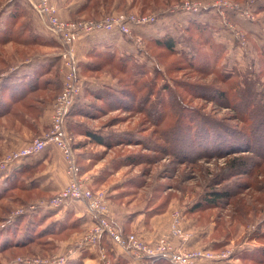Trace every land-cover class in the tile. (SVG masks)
I'll use <instances>...</instances> for the list:
<instances>
[{
  "label": "rangeland",
  "instance_id": "rangeland-1",
  "mask_svg": "<svg viewBox=\"0 0 264 264\" xmlns=\"http://www.w3.org/2000/svg\"><path fill=\"white\" fill-rule=\"evenodd\" d=\"M126 1L124 8L81 12L86 0H49L58 17L67 22L100 21L111 15L148 21L141 26L131 24L129 34L116 33L111 40L100 37L102 32L81 36L72 47L80 92L65 127L73 138L83 180L92 191L104 194L117 227L116 221L128 232L141 233L150 230L154 222L161 224L156 241L169 232L176 211L184 234L189 236L186 246L176 249L226 254L214 264H264V174H241L228 163L232 158L248 157L245 170L253 169L254 154L220 155L211 146L206 155L196 145L206 136L203 123L236 130L248 129L249 124L254 126L264 119V108L260 107L264 67L258 54L264 49V0H177L144 12L140 2L131 5L132 0ZM195 17L207 24L210 43L223 46L214 58L194 28L186 30ZM167 37L177 41L173 55L153 41ZM106 42L112 45L105 46ZM67 51L43 26L30 0H0V160L49 129L52 104L64 84L60 70ZM198 51L206 53L205 58L196 56ZM181 52L191 63L199 61V68L187 64ZM222 72L237 76L221 79ZM26 76H33L31 83L19 95L5 100L1 82L11 78L19 85ZM29 89L36 91L20 100ZM228 90L241 93L232 104L241 113L245 114L249 105L255 108L246 115L247 119L253 117L249 123L240 116L238 120L234 108L218 101ZM235 130V138H254L251 133L241 135ZM93 136L105 143H98ZM186 138L195 148L183 142ZM54 150L57 154L48 157L49 168L37 155V165L20 170L12 180L1 179L0 174V244L12 238L13 231L16 235L25 231L22 241L34 238L24 246L0 248V264L48 261L65 254L83 234L77 237L80 225L66 227L57 236L42 234L47 228L67 226L79 218L67 211L54 217L58 210H27L57 193H45L31 185L34 176L49 177L56 172V185V179L60 182L62 174L65 177V160ZM214 190H227L232 198L218 207L198 210L195 206ZM23 210V215L10 219ZM73 262L77 261L69 264ZM98 262L94 259L86 264Z\"/></svg>",
  "mask_w": 264,
  "mask_h": 264
},
{
  "label": "built area",
  "instance_id": "built-area-1",
  "mask_svg": "<svg viewBox=\"0 0 264 264\" xmlns=\"http://www.w3.org/2000/svg\"><path fill=\"white\" fill-rule=\"evenodd\" d=\"M43 26L68 48L64 55V64L60 73L64 75V84L60 94L52 104V114L49 129L40 138L32 141L0 160V174L6 172L13 164L21 163L27 158L39 155L45 149L52 147L61 152L65 160L64 174L66 185L49 201H39L31 205L29 212L40 210H58L71 204H84L91 215L92 224L68 248L65 254L56 255L48 261L21 260L19 264H69L77 253L93 252L99 264H112L108 256V249L103 244L106 239L111 249L120 252L127 259L128 264H214L226 257L225 253L212 254L209 251L196 250L188 252L176 247L184 248L188 237L181 228V215L174 211L170 230L156 239L154 243L135 233L124 235L113 221L104 197L100 191H92L83 180L81 170L76 163L73 149V138L67 133L65 121L69 111L80 92V85L76 76L74 54L72 47L84 35L94 33H119L126 36L131 31V24L143 25L148 23L146 18L134 16L111 15L103 20L67 22L58 17L56 9L49 0H30ZM153 22V21H151ZM25 211H18L10 219L23 215ZM176 243H180L177 245Z\"/></svg>",
  "mask_w": 264,
  "mask_h": 264
},
{
  "label": "trees",
  "instance_id": "trees-1",
  "mask_svg": "<svg viewBox=\"0 0 264 264\" xmlns=\"http://www.w3.org/2000/svg\"><path fill=\"white\" fill-rule=\"evenodd\" d=\"M114 1L115 0H88V2H87V0H86V2L80 6V11L82 12V11H89L90 10L89 12H94V11L99 10L100 8L108 9L110 7L111 8L113 7L115 9H119V8H121L120 7L121 5H123V8L125 7V1L126 0H118L115 3V5H114ZM172 1H177V0H132L131 5H135L137 2H140L141 3V12H144L145 10L161 6L163 4V2H166V4H169ZM126 3H127V1H126ZM195 19H196V17H195ZM195 19L189 20L190 24L187 23L186 30H188L189 28L190 29L194 28L196 35L202 41V45L207 46L209 48V50H210L209 54H211V58H214V56L219 55L220 52H222L223 46L220 44L210 43V41H211L210 35L211 34L208 30L207 24H204V23L200 22V20H198V19L195 20ZM206 33H207V36L205 35ZM153 41H155L154 44L157 45V47H160L161 49L167 51L168 53H171L172 55L175 53L174 50H175V45H176L177 41L174 38L167 37V38H164L161 40L158 39V40H153ZM207 43H210V44L206 45ZM180 54H181L180 57L187 60L186 54L184 52H181ZM258 54H259V57L262 58L260 64L263 65V67H264V49H260ZM196 56H198L199 58H201V57L205 58L206 53H199V51H198V54ZM187 61H189V60H187ZM187 61H185V62H187ZM194 61H196V62L191 63V61H189V62H187V64L191 63L193 68L198 69L199 67L197 65H199V64H196V63H198L199 61L197 62L196 59ZM200 61H205V59H201ZM186 66H188V65H186ZM212 67L213 68L217 67V64L213 65ZM188 68H190V67L188 66ZM263 71L264 70H262V72ZM227 75H228V78H231V77L236 78V76H237V74L235 72H233L232 74H228V73L224 74V72H222V74H220V77L222 79L223 77H226ZM76 76H77V72H76ZM31 78H33V76H31V77L26 76V78L22 81L23 83L19 84V85H17V82L13 84L12 80H9L11 78H8L7 82L6 81L1 82V84H2L1 89L3 91H5V94H8L7 97L4 94L5 100L6 99H12L11 97L13 95H19L27 87V85L31 83L30 82ZM77 79L79 80L78 77H77ZM220 81L223 82V80H220ZM234 84H236V83L233 82V85ZM31 89H32V87H31ZM31 89L24 91L22 96H20V100H22V99L24 100L30 92L32 93V92L36 91V90L31 91ZM10 90H11V92H10ZM237 95L240 96L241 93L238 91L233 92L231 90H228V93L224 92V94L219 96L218 101H220L221 103L224 102L225 105L230 109L234 108L237 111L236 117L238 118V120H240V117H241V119L243 121L245 120V122L249 123V121H251L253 119V117H248V119H247L246 115H248V116L251 115V111L254 112L255 108H252L249 105L245 109L246 113L245 114L243 112L241 113L239 110H237V108L233 107V105H232L233 103H235L239 99V97H236ZM123 100H124V98H123ZM260 101H261L260 107L263 106V108H264V95L263 94L261 95ZM75 103H74L75 106L74 105L72 106V108L74 107V109L77 105ZM119 106H120V104H119ZM71 112H73V110ZM194 115L197 116V118H200L199 115H197V114H194ZM190 118L192 119V116H190ZM262 121H264V119L258 120L257 125H254V126L249 124L248 129H243L242 127L239 126L240 129L236 128V130L235 129H223L224 125H222V124H220V126H219V125H215L212 123L210 124L209 122L203 123L202 125H203L204 129L202 128V130H205V131H202V133H205L206 136L202 137L201 138L202 140L199 139L200 144H196V145L200 150L203 149L202 151L206 155L209 153L208 150L211 149V146L214 147L213 151L217 154H220V155L250 152V153L254 154L253 160L251 159L254 163L253 169H250L247 171L245 170L247 167L246 165H248L247 162L250 158L243 157V156L232 158L228 162L231 165V168L239 171L238 173H240V172H241V174L246 173L245 175H250V176H254L257 173L264 174V123ZM162 122L163 121H160V123H162ZM161 130L163 132L164 131L166 132V128L161 129ZM232 130H235L236 133H239L241 135L243 133L245 135H248L249 133H251L254 138L252 141L250 139H248L247 141L246 140H240L238 138H235L236 134H234ZM248 130H249V132H247ZM245 132H247V133H245ZM94 139L97 140L98 143H100V144L105 143L104 140H102L101 138L94 137ZM191 140H192V142H195L194 141L195 139L194 140L191 139ZM186 141L190 143V140H187V138L183 140V142H185V143H186ZM196 145L194 143H192L191 147L195 148ZM73 148H74V145H73ZM174 153H176V152H174ZM245 159H246V162H245ZM76 163L79 166V163L77 161H76ZM79 168L81 170L80 166H79ZM236 170H234L235 173H237ZM231 198H232V195L229 194V192H227V190H223V191L214 190V191H210L207 194V197L205 198V200L200 202V204L196 205L195 207H197L198 210L211 209L214 207H218V205L220 203L229 202ZM79 225H81V221L77 219V220H74L73 222H71L67 226L58 225L57 227L52 226L51 228H47L45 231L42 232V234L46 232V234H48V235L57 236L64 229H66V227L71 228V229H76V227H78ZM24 232L21 231L18 235H16V231H13L12 238L8 237L7 241L3 242V244H0V248L7 247L8 245L19 247V246H24V245L31 243V241L34 238H30L28 240L22 241V239L24 238V236H23ZM38 233H40V232H38ZM122 233L124 235L128 234L124 229L122 230ZM14 237L16 239H13ZM15 240H17V242L14 244H13V242H10V241H15ZM102 242L106 246V248L108 249V256L112 260V264H126L127 263L125 258H123L121 256H117V257L114 256L115 250L111 249V245H109V243L107 242L106 239H104ZM0 243H2V242H0ZM262 258H263L262 261H264V255L262 256ZM72 264H81V262L77 261V262H73ZM166 264H169V263H166Z\"/></svg>",
  "mask_w": 264,
  "mask_h": 264
},
{
  "label": "crops",
  "instance_id": "crops-1",
  "mask_svg": "<svg viewBox=\"0 0 264 264\" xmlns=\"http://www.w3.org/2000/svg\"><path fill=\"white\" fill-rule=\"evenodd\" d=\"M114 35H116L115 32H113V33H102V35H100V37L102 36V38H104V39L106 37H108L109 40H111V38H113ZM108 45H112V42H106L105 43V46H108ZM53 152H55V154H57V152L54 150V148L49 147L39 154V155H41V158H43V160H44L43 164H45V165L47 164L48 168H49L48 157L49 156L51 157L53 155ZM57 156H58V159H60L59 155H57ZM37 157H35V158H37ZM59 161H61V160H59ZM37 163L38 162H36L34 160V157L33 158L31 157V158H27V159L23 160L21 163L13 164L6 172L1 174L2 175L1 179L8 177L9 179L12 180L15 177L14 174L18 173L20 170H23L24 168L30 169L33 166L37 165ZM61 171L62 170H60V172ZM47 173H51V170H49ZM56 174L57 173L55 172V174H52V176H49V177H47V175H43V174L38 175V176H34V178L31 179L32 182H30V183H31V185H35L36 187H38L39 189H41V191H43L45 193H53L54 192L53 194H55L65 184V177L63 174L60 178V182L58 181V179H56L55 181H56L57 185L55 184V182L53 181L54 180L53 176H56ZM31 185H29V186H31ZM0 186H2V185L0 184ZM65 211H67V213H73V214L77 215V217L81 221V225H80L81 226V232L79 233L78 236L75 235L73 238L70 239V240H73L76 236L79 237L82 234V232H84L92 224V218H91V215L88 212L86 206L84 204H79V203L71 204V205H68L66 207H62L61 209H58V211L55 212V214H57V215H54V217H58L62 213H66ZM116 223L118 224V227L120 229H122V230L124 229L126 231V229L122 226L121 223H118V221H116ZM161 228H163L161 226V224H157L154 222L151 224L150 230H148L146 232L144 230H141V233H139V232H134V233L141 235L144 238V240H146L148 243H152L155 241V237H157L158 232H156V231L160 230ZM126 232L132 233V232H128V231H126ZM67 243H69V242H67ZM114 256L115 257L121 256V257L125 258L123 255H121L120 252H115ZM94 259L97 260L95 254L93 252L84 251L81 253H77L74 256L73 261L81 260V262L86 264L88 262L93 261ZM126 262H127V259H126ZM126 264H128V263H126Z\"/></svg>",
  "mask_w": 264,
  "mask_h": 264
}]
</instances>
